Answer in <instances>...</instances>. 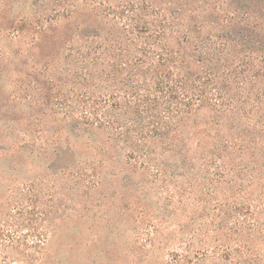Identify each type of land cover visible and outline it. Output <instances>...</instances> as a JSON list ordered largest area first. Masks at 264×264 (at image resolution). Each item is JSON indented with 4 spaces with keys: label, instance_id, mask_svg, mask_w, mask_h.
I'll return each mask as SVG.
<instances>
[{
    "label": "rangeland",
    "instance_id": "374dc122",
    "mask_svg": "<svg viewBox=\"0 0 264 264\" xmlns=\"http://www.w3.org/2000/svg\"><path fill=\"white\" fill-rule=\"evenodd\" d=\"M128 1L0 0V264H223L264 238L261 151L208 107L128 101ZM173 1L190 28L226 17Z\"/></svg>",
    "mask_w": 264,
    "mask_h": 264
},
{
    "label": "trees",
    "instance_id": "16d2710c",
    "mask_svg": "<svg viewBox=\"0 0 264 264\" xmlns=\"http://www.w3.org/2000/svg\"><path fill=\"white\" fill-rule=\"evenodd\" d=\"M220 1L195 0L210 17L226 13L222 22L211 20L213 28H190L185 14L197 9L177 6L176 1L129 0L124 5L132 15L131 28H123L124 37L114 46L119 51L115 58L123 55L121 65L129 68L128 76H139L137 88L126 97L139 114L157 112L164 104L174 116L208 107L211 119L217 116L222 127L236 128L237 140L264 156V0ZM92 35L100 40L98 33ZM100 48L90 46L87 56ZM148 74L155 82L154 97L144 82L140 85V78L147 82ZM246 212L251 213L250 205ZM262 239L244 244L239 253L225 248L218 258L223 264H264Z\"/></svg>",
    "mask_w": 264,
    "mask_h": 264
}]
</instances>
